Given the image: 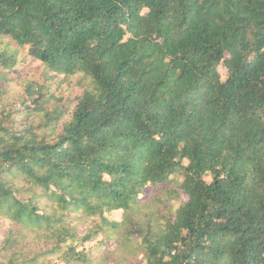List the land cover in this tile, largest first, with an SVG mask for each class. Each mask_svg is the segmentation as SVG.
Here are the masks:
<instances>
[{"label": "trees", "instance_id": "trees-1", "mask_svg": "<svg viewBox=\"0 0 264 264\" xmlns=\"http://www.w3.org/2000/svg\"><path fill=\"white\" fill-rule=\"evenodd\" d=\"M3 39L0 264H264V0H0Z\"/></svg>", "mask_w": 264, "mask_h": 264}, {"label": "rangeland", "instance_id": "rangeland-1", "mask_svg": "<svg viewBox=\"0 0 264 264\" xmlns=\"http://www.w3.org/2000/svg\"><path fill=\"white\" fill-rule=\"evenodd\" d=\"M2 49H8L9 51L15 52L16 50V46L9 40V39H3L1 40V46ZM24 54L25 52H23L20 56H19V61H23L24 60ZM40 67L39 63L35 62L33 59L28 58L26 63H21L19 65V67L17 68L16 71H13L9 74V82H10V87H11V92H13L16 89V84L13 83L11 81L12 78H19L20 75H25L28 71H32V70H37ZM223 79L225 80V74H223ZM78 89H75L72 92H69L67 90V88L65 87L63 89V94L65 96H68L70 98H74V93H77ZM169 190V186L168 185H164L162 187H147L142 195L140 196V201L138 204V207L136 208L137 210H140L141 207H143V209H141V211H138L136 213L137 218L141 219L144 218L145 214L147 213V211L149 209H152L153 207L158 208L159 210L162 209V205L160 204V201L165 202V205L170 207V209H177V207L179 206V201L177 200H169V197H173L171 193H168ZM113 217V216H112ZM111 217V218H112ZM127 226H123V230L126 229ZM125 231V230H124ZM117 235H113V239H119V243L122 244L121 246L119 245V243H115V242H108L106 245H110L108 247V249L113 250L114 248L118 249L119 248V254L120 256H126L129 258L128 262L126 264H143L141 263V259H136V261L133 260V255H132V250H133V246L134 243H136L137 238H134V241H127L125 238H123V232L118 231ZM101 239H105V236L102 237V235H100L98 237L97 240H95L93 242V250H96L98 247L100 248V244L99 241ZM106 245H103L102 247L104 249H106ZM101 249V248H100ZM101 251H103V249H101ZM95 260H98L99 254H95ZM116 256H113L111 261L108 264H114V259ZM99 263V262H98ZM61 264V263H59Z\"/></svg>", "mask_w": 264, "mask_h": 264}]
</instances>
